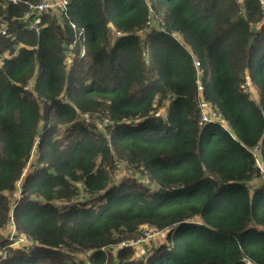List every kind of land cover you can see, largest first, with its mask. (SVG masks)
Returning <instances> with one entry per match:
<instances>
[{"label": "trees", "instance_id": "obj_1", "mask_svg": "<svg viewBox=\"0 0 264 264\" xmlns=\"http://www.w3.org/2000/svg\"><path fill=\"white\" fill-rule=\"evenodd\" d=\"M45 1L0 0V264H264L260 0Z\"/></svg>", "mask_w": 264, "mask_h": 264}, {"label": "rangeland", "instance_id": "obj_2", "mask_svg": "<svg viewBox=\"0 0 264 264\" xmlns=\"http://www.w3.org/2000/svg\"><path fill=\"white\" fill-rule=\"evenodd\" d=\"M30 24H31L30 27L36 26V22H34V21L31 22ZM249 93H250V95L252 97L256 96V92L251 86L249 87ZM203 109L207 110L205 105H203ZM128 173H130L128 168H126L123 165H121L119 167L118 171H116V173H114V175L115 176H128ZM151 231H153V230H151ZM151 231L144 232L143 235H142V238L138 239V241L133 243V245L137 249V250L135 249L136 252H144V250L147 249V246L150 244L151 240L159 239V234L160 233L151 232ZM4 234H5V231L4 232H0V239L2 238V236Z\"/></svg>", "mask_w": 264, "mask_h": 264}, {"label": "built area", "instance_id": "obj_3", "mask_svg": "<svg viewBox=\"0 0 264 264\" xmlns=\"http://www.w3.org/2000/svg\"><path fill=\"white\" fill-rule=\"evenodd\" d=\"M68 0H57L55 2H42L36 5H30L29 8H31L32 10H34L36 13L39 12H44L46 9L48 8H54L55 6L59 5V6H64L65 4H67ZM261 4L264 5V0H260ZM205 119V117H204Z\"/></svg>", "mask_w": 264, "mask_h": 264}]
</instances>
